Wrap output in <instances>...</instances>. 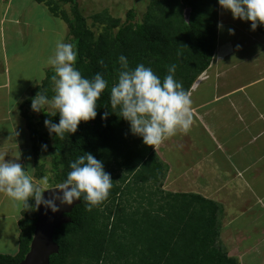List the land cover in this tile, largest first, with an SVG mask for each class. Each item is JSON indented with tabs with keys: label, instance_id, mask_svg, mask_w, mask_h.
<instances>
[{
	"label": "trees",
	"instance_id": "1",
	"mask_svg": "<svg viewBox=\"0 0 264 264\" xmlns=\"http://www.w3.org/2000/svg\"><path fill=\"white\" fill-rule=\"evenodd\" d=\"M48 1L54 13L61 10L69 27V42L78 52L75 67L89 79L102 73L108 88L97 101V117L81 121L75 133L66 132L61 139L50 134L44 123L46 119L59 123V113L52 116L46 108L40 112L32 108L33 98L40 91L50 99L55 95L54 68L46 71L41 84L21 105L33 142L34 177L43 179L49 173L46 152H53L51 187L67 178L72 161L90 152L103 162L113 180L107 200L88 211L80 198L69 213L71 221L55 231L60 250L50 256V264H241L219 244V203L195 192L163 191L160 184L167 174L166 166L155 146L134 135L130 122L118 116L115 112L119 109H113L110 102L121 55L128 58L131 68L143 63L162 80L168 67L177 65L176 79L190 92L217 51L219 0H153L142 20H136L134 10H130L116 31L107 25L97 38L77 0ZM61 1H72L73 5L62 8ZM187 8L191 9L188 19ZM117 22L111 20L112 25H119ZM256 29L264 35V23ZM105 112L109 113L107 119L102 118ZM45 144L47 150L42 147ZM34 203V198L29 205L24 203L32 213L26 216L24 210L19 221L17 254L0 253V262H20L30 250L38 219Z\"/></svg>",
	"mask_w": 264,
	"mask_h": 264
},
{
	"label": "rangeland",
	"instance_id": "2",
	"mask_svg": "<svg viewBox=\"0 0 264 264\" xmlns=\"http://www.w3.org/2000/svg\"><path fill=\"white\" fill-rule=\"evenodd\" d=\"M151 1L153 0H77L76 2L88 20V28L94 33L93 37L97 38L103 27L107 25L111 26L112 31H116L126 21L130 10H134L136 20H142ZM60 4L62 8L69 9L73 2L61 1ZM219 8V23L223 24V28L219 27L216 57L209 70L198 77L197 83L210 75L213 76L214 73L218 75L227 71H219L216 63L220 62L225 69L231 52L230 56L237 64V74H242L249 59L243 62L245 58L241 56V53L248 54L250 51L262 49V45L252 42L254 30L251 23L234 18L231 10L223 8L220 4ZM51 9L52 2L48 0L42 2L0 0V50H4V56L7 57L4 64H2L4 58L0 60V68L6 67L7 75L10 81L12 80L13 96L11 95V98L15 113L18 107L16 96L22 93L23 100L31 96L33 89L45 78L46 71L52 67L48 64V60L54 55L57 42L70 43L69 27L61 16V10H58L56 14ZM115 19L118 20L119 25L111 24V20ZM229 29H234V34L230 33ZM263 53L264 48L262 52L253 54L259 57V67L264 65ZM224 78L229 79L230 74L225 75ZM191 99L193 103H196V97ZM214 101L197 107H194L192 103L193 124L190 131L178 132L155 147L167 172L160 186L162 189L173 192H198L215 200L220 206L219 244L230 256L238 258L239 261H245L248 258L247 263L244 264H259V261L260 264H264V259L259 255L264 254L260 249L264 247V146L260 149L264 140L262 137L264 130L259 127L254 128L251 123L246 126L248 128L239 129L226 127L224 123L217 122L214 114L211 115L212 108H216L218 104L217 102L214 104ZM236 101L242 100L238 98ZM20 102L22 104V101ZM45 108L49 112L58 111L51 105H46ZM242 109L244 108H238V110ZM19 112H21V106H19ZM259 113L262 118L261 125H264V111L261 110ZM16 116L18 117V114L15 115V119ZM20 116L24 120L22 114ZM261 118L256 119L257 122L260 123ZM47 131L49 132V129ZM27 132L28 130L26 134ZM48 144H52V141ZM25 146L27 149L24 153L30 159L33 151L31 139ZM45 154L48 160L46 167L49 170L47 177L50 181L54 178L50 163L53 152ZM33 162H35V155L26 168L28 172H35ZM34 181L40 184L42 179L35 178ZM47 187L51 188L50 183ZM240 199L242 207L239 209H245L246 216H239L240 211H236L237 214L233 211ZM19 207L22 209V212L20 210L22 217L24 210L26 216L32 213V210H29V207L26 208L24 203L16 205L12 201H0V215L5 212L8 215L12 214L7 224L0 225V231L4 230V233H0V240H3L0 241L1 254L6 255L8 250L11 253L16 250L14 247L17 240L16 227L12 225V222L14 219L18 220L19 215L16 212ZM260 219H263L262 222ZM252 226L256 227L253 234L250 229ZM245 230L249 232V235L244 232Z\"/></svg>",
	"mask_w": 264,
	"mask_h": 264
},
{
	"label": "clouds",
	"instance_id": "3",
	"mask_svg": "<svg viewBox=\"0 0 264 264\" xmlns=\"http://www.w3.org/2000/svg\"><path fill=\"white\" fill-rule=\"evenodd\" d=\"M219 4L231 10L234 18L252 21L253 30L264 23V0H219ZM218 27L223 28V24ZM229 31L234 34L235 30ZM77 56L78 52L71 43L57 42L54 55L48 60V64L54 68L52 80L55 95L50 99L40 91L32 102L36 112L46 105L58 110L50 114L56 116L58 112L59 123L48 119L44 123L50 134L55 133L61 139L66 132L75 133L81 121L97 117V101L108 88V81L102 73L97 72L89 79L75 67ZM119 62L118 81L111 87L110 102L113 109H119L115 113L130 122L134 135L142 137L146 145L156 147L178 132L190 131L193 102L190 92L176 79L177 65H170L168 74L162 80L143 63L131 68L125 55L119 57ZM99 63L103 65L104 61L100 60ZM108 115L105 112L102 118L107 119ZM42 147L47 150L48 145ZM70 168L65 180L49 188L47 176L37 184L24 165L15 160L0 159V192L16 205H29V200L34 198L37 208L43 204L53 212L59 211L57 201L72 204L74 200L83 198L87 210L92 211L93 207L108 199L113 180L111 174L105 171L102 161L87 152L72 161ZM49 189L53 191L46 199L44 192Z\"/></svg>",
	"mask_w": 264,
	"mask_h": 264
},
{
	"label": "crops",
	"instance_id": "4",
	"mask_svg": "<svg viewBox=\"0 0 264 264\" xmlns=\"http://www.w3.org/2000/svg\"><path fill=\"white\" fill-rule=\"evenodd\" d=\"M253 33H254L253 37H251L252 42H256L259 45H262V49L260 51H250L248 54L241 53V56L245 58V61L243 62H246L248 59L251 60V62L248 60L242 74H237V70H238V68L236 69L237 64L236 61H234L233 58L230 56L232 54L231 52L228 57V66L225 69L222 67V64H220V62L216 63V68L219 71L220 70L221 71L227 70V71L218 75H215L214 73L213 76L210 75V77H208L203 81H200L199 83H197L198 81L197 80L192 86V89L190 91L191 97L197 98L195 101L196 103H193L194 107L201 106L202 104L205 103L208 105L215 100L214 104L216 102L218 104L216 108H212L211 115L214 114V116L217 118L216 121L217 122L219 121L221 124L224 123V126L226 125V127H230V128L238 127L240 129L241 127L242 128L246 127L249 125V123H251L252 125H254V128L259 127L261 130H264V125H261L262 118L259 113L261 110L264 111V65L261 62L262 67H259V57L258 56L255 57L253 55L254 52L263 51L264 35L260 33L257 29H255ZM2 57L4 58L2 64H4L5 61L7 60L6 55L4 56V50H0L1 61H2ZM215 57L216 54L214 58ZM239 65H241V63ZM209 68L207 70H209ZM7 72L8 70L6 67L0 68V159L15 160L16 162L24 165L25 170H27L26 168L28 167L30 161L32 162V159H34V154L32 151V155L30 159H28L26 157L27 155L24 153V151L27 149V147L25 146L26 142H28L30 139V133L27 128L25 118L23 120V118L20 116L21 112H19V106L22 105L20 101H22L23 103L24 100L23 97H21L22 93L16 96V102L18 101L17 102L18 107H17V112L15 113L14 112L15 106L14 103H12L13 100L11 98V95L13 96V92L11 91L12 80L10 81V77H8ZM227 74H230L229 79L224 78V76ZM192 91L193 93H191ZM238 98H240L242 101L237 102L236 100H238ZM241 107L244 109L238 110V108ZM236 111L239 112L236 113ZM14 114L15 115L18 114V117L16 116V119ZM259 118H261L260 123L257 122L256 120ZM254 120H256V122H254ZM240 121H243V123H240ZM27 130L28 132L26 134ZM262 137L264 138V135ZM263 143L264 140L261 143V145L259 143L256 144L260 145V149H262V147L264 146ZM17 157L19 158L17 159ZM33 166H34V162H33ZM29 174L32 175L33 178L35 179L34 171L29 172ZM163 191L173 192L172 190L170 191L165 189H163ZM185 192H190V191H185ZM4 200L11 202L10 198L5 193L0 192V201L3 202ZM241 202H242L241 199L237 201V204L234 206L233 211L235 214H237L236 211H240L241 214L239 216H243V215L246 216L247 213H245V209L243 208L239 209L240 207H242L240 206ZM20 208L21 207H19L16 212L19 215L18 220L14 219L13 222L11 221L13 223L12 225L16 227L15 238H17V240L14 246L16 247V250L13 253H11V251L8 250L6 254H17L19 250V234L21 231L19 226V221L22 217L21 216L22 209ZM11 217L12 214L8 215L7 212L2 213V215H0V225L7 224V220L10 219ZM253 220L256 221L257 219H253ZM262 220L263 219H260L261 222ZM250 229H251V234H253L255 232L254 230H256V227L252 226V228L250 227ZM244 232H246V234L249 235V232L247 230H245ZM0 233H4V230L0 231ZM260 249H262V251L264 252V247ZM249 252L250 251H248V253ZM254 252L256 253V251ZM259 255L260 257H262V259H264V254L261 253ZM247 259H245V261L241 260L240 261L241 264L247 263L246 261ZM248 263H250V261ZM258 263L260 264V261Z\"/></svg>",
	"mask_w": 264,
	"mask_h": 264
},
{
	"label": "water",
	"instance_id": "5",
	"mask_svg": "<svg viewBox=\"0 0 264 264\" xmlns=\"http://www.w3.org/2000/svg\"><path fill=\"white\" fill-rule=\"evenodd\" d=\"M190 8L185 10V17L188 19L190 15ZM52 189L44 192V197L47 199L52 193ZM80 203L79 200H74L72 204L59 205V211L53 212L51 208H46L43 204L36 207L38 212V219L35 222L34 236L30 245V250L25 258L20 262L2 263L0 264H50V256L58 253L60 250L59 244L54 239V234L63 224L71 221L69 213L72 212L74 207Z\"/></svg>",
	"mask_w": 264,
	"mask_h": 264
},
{
	"label": "bare ground",
	"instance_id": "6",
	"mask_svg": "<svg viewBox=\"0 0 264 264\" xmlns=\"http://www.w3.org/2000/svg\"><path fill=\"white\" fill-rule=\"evenodd\" d=\"M187 201V200H186ZM169 251V250H168ZM69 259V258H68ZM83 263V262H82Z\"/></svg>",
	"mask_w": 264,
	"mask_h": 264
}]
</instances>
